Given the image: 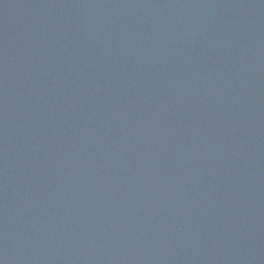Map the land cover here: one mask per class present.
Segmentation results:
<instances>
[{"label": "water", "instance_id": "1", "mask_svg": "<svg viewBox=\"0 0 264 264\" xmlns=\"http://www.w3.org/2000/svg\"><path fill=\"white\" fill-rule=\"evenodd\" d=\"M0 264H264V0H0Z\"/></svg>", "mask_w": 264, "mask_h": 264}]
</instances>
